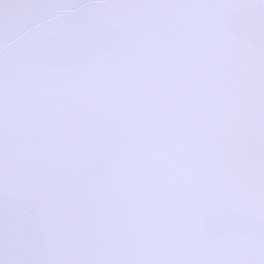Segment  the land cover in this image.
Instances as JSON below:
<instances>
[{"label":"snow or ice","instance_id":"6c2138e0","mask_svg":"<svg viewBox=\"0 0 264 264\" xmlns=\"http://www.w3.org/2000/svg\"><path fill=\"white\" fill-rule=\"evenodd\" d=\"M0 264H264V0H0Z\"/></svg>","mask_w":264,"mask_h":264}]
</instances>
